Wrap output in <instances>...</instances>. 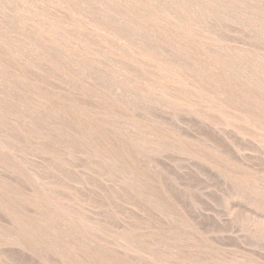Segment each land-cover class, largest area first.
Segmentation results:
<instances>
[{
    "label": "bare ground",
    "instance_id": "1",
    "mask_svg": "<svg viewBox=\"0 0 264 264\" xmlns=\"http://www.w3.org/2000/svg\"><path fill=\"white\" fill-rule=\"evenodd\" d=\"M233 29L235 30L233 34L237 32L242 37H239L240 41L237 38V43L229 42L224 35L220 37L221 33L226 34L228 30H231V33ZM32 69L40 74L31 72ZM53 82L57 83L52 84ZM82 97H85L86 101L80 99ZM157 115L167 116L173 121L178 117L182 118V122L184 118L185 121L192 119L195 125L205 127L227 140L239 156L236 157L239 161L233 160L234 158L227 159L228 155L225 158L221 154L223 152L214 146L215 143L214 145L206 141L198 143L196 139L194 141L193 138L189 137V139L185 136L186 132L183 136V133L176 132L175 127L169 126L170 120H167L170 121L169 123L166 121L167 124L165 121L162 122L160 116V119L157 118ZM165 125L170 128H166ZM120 136L126 137L131 143H127L128 140L123 142V137L121 140ZM242 145L246 146L245 148L249 147L251 152L257 150L264 153V0H0V169L11 173V176L17 175L23 178L24 175L26 182L28 181L30 187L35 189L32 195L25 196L24 193L19 194L14 192L15 190L7 189V184L4 187L2 185L4 181H0V208L12 221L11 227L6 228L7 235L2 233L4 229H1L0 236L3 237L4 234L6 239L3 245L8 241L7 238H15L9 240L10 243L17 240L21 246L30 247L36 242L40 245L41 239L38 235L54 238L53 233L50 235L44 231L46 225L53 222L54 225L49 227L52 226V231L59 234L60 229L51 217L55 215L52 214L53 208L57 210L54 206L61 204L56 197V193H59L58 189L67 188L66 180L71 182L69 175L70 180H65L63 177V174H66L65 170L69 168L64 159H72L73 156L76 157L75 160L83 162L81 168L84 169V173L91 169L90 171L93 172L91 180L93 178L94 181H99L107 178L117 186L127 188L134 193L133 196H137L135 198L139 197L140 202L144 200L147 203L153 215L162 216V220H166L175 227L174 235L171 234V237L168 235L167 238L165 234L163 236L158 232H149L147 236L151 240L147 242L145 248L160 242L161 245L165 244L162 242H167L171 246V242L181 240L178 236L179 232H185L186 237L184 236L182 240L185 238L187 240V233L193 230L191 225L188 226L189 224L186 223L187 220L185 222V219L173 213L171 208L161 204L162 202L157 200L158 197L151 201L149 191L147 193L142 187L140 188L146 183V179L138 159L145 160V166L149 167L152 156L167 150H173L191 160L197 159L200 165H205L208 171L219 176L223 185L230 190L227 196L228 204L230 199H238L256 212H262V215L264 213V177L255 175L254 167L250 168L253 173L250 171L247 165L248 159H245L248 158V153L244 154L247 157H243L245 148H242ZM29 155L43 158L41 166H38L43 171L38 172L31 167L32 163L29 158L27 160ZM258 155L261 156L259 153ZM253 161L256 162V160ZM28 162L31 164L29 165ZM260 163L262 164V161ZM154 165L156 166L153 163L152 167ZM156 168L153 169L159 170V167L156 166ZM60 175L64 180L62 179L63 182L60 180L58 186V183L55 184L54 181L58 182ZM3 176L6 179L5 175ZM166 179H164L165 183ZM148 187L150 189V186ZM125 191L127 192L126 189ZM9 198L22 204L34 205V209L35 205L39 207L40 201H43V206L45 203L49 204L46 205L47 207L52 205V209L50 208L52 212L46 215L44 206L45 217L42 216V221L38 218L39 223L37 219H32L35 224L37 222L33 225L32 220L30 222L16 217L17 212L14 216L15 206L7 200ZM170 199L173 200L171 196ZM64 200L66 203V199ZM73 204L76 205V203ZM38 207L37 209H41ZM69 209L70 207L62 213L57 211L55 213L69 221L72 219V210ZM105 214L103 213V216ZM36 217H38L37 214ZM47 218L50 221H44ZM156 218L159 220V217ZM246 219L249 221L248 218ZM136 220H138L137 217ZM254 220L258 221L259 218L257 220L252 217L253 222ZM79 221H83V227L81 225L73 227L77 234L89 229L86 227V221L85 223L83 219ZM140 221L142 224V220ZM260 221L261 219L256 224L252 222V231H255L253 235L259 234L256 232L262 229V226L259 227L262 223ZM88 222L91 224L90 228L96 231L102 232L105 228L103 224L93 223L92 226V223ZM4 224H6L5 220ZM133 224L136 223L133 222ZM149 224L150 222L148 227H150ZM245 226L249 228L250 223ZM112 229L108 230L111 232L115 230ZM168 230L170 229L167 228V232ZM245 230L243 231L246 232ZM106 231L107 228L105 233ZM116 231L107 236L118 246L119 251L123 250V253L119 255L126 256L129 252L131 257L133 253H136L133 256L137 257L138 253L144 255L148 253V251L145 252L144 246L143 248L141 246L142 250L138 249L139 246L135 247L143 241L139 238L140 234L135 237L137 235L132 230L134 236L130 232L119 234ZM144 233L146 236V232ZM103 239H106L107 243L110 242L105 237ZM137 239L138 244H136ZM45 243L43 241L42 244ZM113 243L111 246H114ZM143 243L145 241L142 245ZM51 244H47L48 247L45 245L48 250L56 248L51 247ZM180 244L177 242V245L180 246ZM78 245L80 244L77 243V246L73 247H81L82 250L85 246ZM183 248H185L184 245ZM202 248L215 252L211 249L212 246L210 248L205 245ZM105 249L103 253H106ZM94 250L93 252L96 253L100 249L96 247V252ZM76 253H73L74 256ZM82 253L77 254L82 256ZM1 254L0 258L1 256L4 258ZM93 254L87 255L90 257L88 260L94 257L93 261H89L90 263L95 259L102 263V257H104L102 264H115L118 261L111 259L112 261L105 263L107 253L106 256L101 255V257L99 253L98 256ZM149 254L150 262L145 258L147 264L148 262L149 264H167V262L163 263L164 258L161 260V257L154 256L153 252L150 256ZM233 254L229 264L233 262L255 264L251 259L245 261L239 259L236 255L238 253H235L236 256ZM109 256L108 259L112 258ZM55 257H51V260L54 261ZM131 257L128 258L131 260ZM181 260L183 263L191 262L190 259ZM204 260H206L205 257L202 261ZM226 262L228 263L227 260Z\"/></svg>",
    "mask_w": 264,
    "mask_h": 264
},
{
    "label": "rangeland",
    "instance_id": "2",
    "mask_svg": "<svg viewBox=\"0 0 264 264\" xmlns=\"http://www.w3.org/2000/svg\"><path fill=\"white\" fill-rule=\"evenodd\" d=\"M230 31L231 30H228L227 32H229V33L226 32V34L225 33H223V34L221 33V36L220 37H222L224 35L225 38L226 39H229V42H231V43L232 42H234V43L236 42L237 43V40L238 39H239V41L241 40L242 37H241V35L239 33L235 32V34H233L234 31H235L234 29L232 30L231 33H230ZM219 33L220 32H218V34ZM239 37H241V38H239ZM30 71L31 72H36L38 75L40 74L35 69L34 70L32 69ZM56 83L57 82H53L52 84H56ZM80 99H82L84 101L85 100V97H82ZM159 116L161 117L162 122L163 121L166 122L167 120H170L169 117L162 116V115H157V118ZM160 117H159V119H160ZM146 118H147V116H146ZM147 119L149 120V117ZM170 121H169L170 123L167 121L169 123V126L171 125L170 127H172V128L175 127V129L177 130L176 132L183 133V136H184V133L186 132L187 134L189 133V135L186 134L185 136H187L188 138L189 137L193 138L194 141L196 139L197 140L196 142H198V143L201 142V141H206V142H209L210 144H213V145L215 143L214 146H216L218 149H220L221 150L220 152H223L221 154H223L225 156V158H226L227 155H228L227 156V159L234 158L233 160H235L236 157H239V156L236 155V153L233 150V147L230 145V143H228L227 140H225L221 136L219 137V135L211 132L209 129H207L205 127L198 126L197 124L195 125V123L193 122L192 119H191L192 122L190 120L187 121V119H186L187 124H185L186 121H185V118H184L183 119V122L185 121L184 122L185 125L182 124L183 123L182 122V118H179V117L176 120H174V121L173 120H170ZM188 123H190L192 125H190ZM169 126L168 127L166 126V128H170ZM179 127H180V129H179ZM190 127H191V129H190ZM183 128H184V130H182ZM108 130H109V128H108ZM166 130H168V129H166ZM109 134H110V132H109ZM116 135H119V134H116ZM110 137H112V136H110ZM121 137H123V140H122ZM120 138H121V140L123 142H126L128 140L127 143H131V141H129V139H127L124 136H120ZM220 138H222V139H220ZM217 141L219 142V144H218ZM223 141H224V144H223ZM241 147L242 148L243 147L245 148L246 146H243L242 145ZM223 148H224V150H223ZM249 151H250V149H249V147H247V148L244 149L243 154H242V155H244V154L247 155V153H248V158H245V159L246 160L248 159L247 165L249 166V169L252 168V167H254L253 171L255 172V175L261 176V177L263 176L264 177V167H263L264 166L263 165L264 164V157H263V154L264 153L262 154V152H257V150L255 152H251V151L249 152ZM170 152H171V154H170ZM233 153H235V154L232 157ZM258 153L261 154V156L258 155ZM246 155H244L243 157H245ZM250 155L251 156L253 155V156L250 157ZM255 156H256V158H258V159L260 158V159L259 160L256 159ZM28 158H29V161L32 163L31 164V163L28 162L29 165L31 164V167L34 168L35 171H38V172L43 171V169L38 168V166L39 167L41 166V161L43 160L42 157H38V156L35 157L34 155H32V156L29 155V157L27 156V160H28ZM74 158L76 159L75 156H73L72 159L71 158L70 159L69 158H65L64 159L65 164L69 168H68V170L67 169L65 170L66 171V174H63V177L66 180V179H69L68 178V175H69V177L71 178V182L68 181V180H66L67 181V185H66L67 188H65V187L62 188L61 187L60 189H58L57 192H59V193H56V197H58L57 198L59 200L58 202H61V204L58 203V206H54L57 209V210H55L53 208L54 212L51 211L52 205L47 207L46 205H49V204H47L45 202H44L45 203V205H44L45 206V210H44V206L42 205V202L43 201L42 202L40 201L41 204L39 205V207H41V209H42L41 210V209H37V207H38L37 205H35V209H34V205L31 206V205H28V204L26 205L24 203L22 204L21 202H17L13 198H9L12 201L9 200V199H7L9 202H12L14 204V206H15L13 208L14 211H15L14 216L18 213V216L16 215V217L21 218V219L24 218V220H26V221L29 220L31 222L32 219H37L38 220V223H39L40 221L43 220V217H45V214L47 215L50 212H52V214L54 213L55 215H53V217H51V216L50 217L52 218V220L55 221V225H57L58 228L60 229V232L58 231L59 234H57L56 232L52 231V226H50L51 228L49 227V225H54V222H53V224L52 223H49L48 225H46V227H45L46 230H44V231H46L50 235L53 233L52 234V237L54 235L55 240H53L54 238L53 239L52 238L50 239V236H48L49 239L47 238V236L45 238V236L41 234V235H38V236H40V239H41V241L39 242V243H41L40 245L36 242V243H32L30 247H28L26 245L25 246H21V245H19V243H18L17 240L16 241H12L10 243V241L11 240H14L15 238L14 239L13 238L12 239H8L7 238L8 241H6V243L8 242L9 245H8V243L7 244L5 243V245H3V241L6 240V239H4V237H5V235H7V233H5L6 228H10L11 227L12 221L10 220L9 216H7L3 212V210L0 208V232H2L1 229H4L2 233L5 234V235L3 234V237L0 236L1 237L0 238V241L3 238L2 242H0V254L3 253V251H4V253L1 254V255H4V258L2 256L0 258L1 264H24V263L25 264H28L30 260L31 261H30L29 264H37V263L38 264H87V263L88 264H93V263L96 264L95 262H97V264H99V263L102 264L103 261H104V257H102L103 258V260H101L102 263L101 262H98L96 259H95L96 261L94 260V262L90 263L91 261H93L92 259H94V257L91 260H88L90 257H88L87 255L89 254V256H90V254H93L94 253L93 252L94 248H95L94 251L96 252V247L99 248L100 250H101V248L105 249V247H106V249L104 250V252L106 251L107 254L111 250L110 253L112 255L110 253L108 255L106 253H103V249L101 250L102 253H101L100 250L97 251L99 253V256L100 257H101V255L102 256H104L105 254L107 255V256L105 255L106 256V259H107V260H105V263H108L111 259H117L119 262L117 261V263L115 262V264H118V263L119 264H147V260L146 259H148V261L150 262V260L148 258V254L150 252V254H149V256H150L151 253L153 252V254H155L154 256H158V258L161 257V260L164 258L163 259V263L167 262V264H168V262H170V264H172V263L176 264L177 263L176 261H178L177 264H180V263H182V264H223V261H224V264H226L227 263L226 260L228 261L227 264H229V262L231 261L230 260V257H232L231 256L232 253H234L233 256L235 255V253H238L236 255L239 257V259H243L244 261L251 259V261H253L255 264L256 263L257 264L258 263L259 264H264V238H263L264 237V213L261 215L262 212L261 213L259 212L260 213V215H259V213L255 211V209H253L252 207H250L247 204L246 205L243 204L238 199H236V200H231L230 199L229 200V204H228L227 196L229 195L230 190H228V188H226L223 185L222 180H221V178L219 176H217L213 172L208 171V168L205 165L204 166H203V164L200 165L199 164L200 162L199 161L197 162V159H192L191 160V159H188L187 157L185 158L184 155L181 156V154H179L177 152L175 153V151L173 152V150H171V151L170 150H167V151H164V152H161V153H159L157 155L152 156V158H151L152 161L150 160L149 167H152V164L155 163L156 166L159 167L158 168L159 170H156L157 168H156L155 165L151 169H149L148 166H145L146 165V161L145 160H143L142 158L138 159L139 162H140V163L139 162L138 163L143 168V169H141V171L144 170V171H142V174H143V176L146 179L145 180L146 181V183H145L146 185L144 184V185L140 186V188L142 187L144 190H146V192L149 191V193L148 192L147 193L149 194V196H151V198H152V199L150 198L151 201L153 200V198H157L158 197L159 199L157 198V200L160 203L162 202L161 204L167 205L169 208H171V210H172L173 213L174 212L177 213L179 216H181V218H183V220L185 219L184 220L185 222L187 220L186 223L189 224L188 226L191 225L190 227L193 228V230H190V231L188 230L189 231V232L187 231L188 233L186 232L187 233V240H185L186 238L184 240H182L184 238V236H185V232H182L181 231V232L178 233L179 234L178 236L181 239V240L180 239L179 240L182 241L181 244H180V241H176L175 240V241L171 242V246H169L170 243L167 244V242H162V244L163 243H165V244L164 245H161V242H160L159 244H157L155 246H151L150 245V247L148 246L147 248H145L147 246L146 244H148L147 242L151 240L150 238L148 239V236L150 234L149 232H151V231L152 232L153 231L154 232H158V233H161V235H163V236L166 235V238H167V237H169L168 235H170V237L172 235H174V232L175 231L173 229H175V227L173 225H170L166 220H162L163 219L162 216H159L157 214L156 215H153L154 213H152V211H150V208L148 207L147 203L144 200H142V202H140L141 200L139 199V197H138V199L135 198L137 196H133L134 193H132L127 188H125L123 186L120 187V185L117 186L116 184H114L111 181H109L107 178H102L99 181H94L93 178L91 180L90 177H92V175H93V172L90 171L91 169H89L90 172L89 171H86V173H84V169L81 168L83 166V162L78 161V160H75ZM185 159H187V160H185ZM73 160H75V161H73ZM175 160H176V162L177 161L178 162L176 163ZM253 160H256V162L253 161ZM260 160L262 161V164L260 163L261 162ZM38 161H39L40 164L38 163ZM70 161H71V163H70ZM236 161H239V158H237ZM251 161H253V162H251ZM151 162H153V163L151 164ZM248 162H251V163H248ZM161 163H162V165H161ZM71 164L74 165V166H72ZM78 164H79V166H78ZM198 165L200 167H198ZM75 166H76V168H74ZM160 167L163 168V170ZM203 167H204V169H203ZM205 167H206V169H205ZM153 168H156V169L154 170ZM256 169H258V170H256ZM262 169H263V172H262ZM250 171H252V169H250ZM253 171H252V173H253ZM258 171H260V173ZM4 172H6V171H2L0 169V174L3 173L1 175V177H0V179H1L0 181H2V182L4 181L2 183V185H4V187L7 184V186H6L7 189H10L11 191H14L15 190L14 192H17L19 194H23L24 193L25 196L32 195V192L35 191V189L32 188V187H30L31 185L29 183H27L28 181L26 182V180H25L26 178L24 179V175H23V178H21V176H17L16 175V177H15V175L11 176L12 175L11 173L9 174L8 172H6V174H5ZM153 172H154V174H153ZM256 172H258V173H256ZM146 173H147V175H146ZM155 174H157V175H155ZM159 174H160V176H159ZM3 175H5L6 179H4V176ZM65 175H67V176H65ZM164 175L167 177V179H166V177ZM61 177L62 176L60 175L58 182L57 181H54L55 184L58 183V186H59V181L60 180L62 181V179L64 180V178H61ZM148 178H150V179H148ZM57 179H58V177H57ZM164 179H166V183H165V180ZM162 180H163V182H162ZM83 181H84L85 184L82 183ZM162 183H163V185H162ZM167 183H169V184H167ZM0 184H1V182H0ZM87 184H88V186H87ZM96 184H98V187H96ZM101 184H103V185H101ZM91 185H92V188H91ZM148 186H150V189L151 190L149 189ZM177 186H178V188H177ZM86 187H87V189H86ZM106 188H108L107 191H106ZM173 188H174V191H173ZM92 189H93V191H92ZM125 189L127 190L128 193L125 191ZM154 189H156V190H154ZM185 189H187V191ZM111 190H112V192H111ZM117 190H118V192L120 193L121 196L119 195V193L117 192ZM157 191H158V194H156ZM179 192H180V194H179ZM126 193H127V195H126ZM174 193H177V194H174ZM184 193H186V195ZM225 193H226V195H225ZM128 194H129V196H128ZM130 194H132V195H130ZM183 195H184V197H183ZM221 195H222V197H221ZM170 196H171V198H173V200L170 199ZM61 197H62V199H61ZM87 197H88V199H87ZM121 197H123V198H121ZM124 197L126 199H124ZM4 198L6 200V197H4ZM223 198H224V200H223ZM64 199H66V203H65V200ZM70 199H71V201H70ZM132 199L133 200L135 199L134 202H133ZM239 199H242V198H239ZM5 200H4V202H5ZM72 200L75 201V202L73 201V203H76V205L73 204V203L71 205ZM125 200H126V202H125ZM226 200H227V203H225ZM114 202H116V203H114ZM77 203H79V204L77 205ZM105 203H107L108 206L105 205ZM173 203L176 204V205H174ZM36 204H38V202H36ZM87 204H88V206H87ZM64 205H67V206H65V207H67V209L64 207ZM89 205H91V206H89ZM113 205H115L114 206L115 209H114ZM62 206H63V208H62ZM145 206H146V208H145ZM69 207L72 210L71 211L72 213L70 211H68V212L71 213L72 219L69 220V221H66V219L63 218L62 215L57 214V213H60V212L62 213L63 211L68 210ZM84 207H85V209H84ZM105 208H106V210H105ZM142 208H143V210H142ZM62 209H64V210H62ZM79 209L80 210L82 209L81 212H80ZM43 210H44V212L45 211H47V212H45V214H43ZM229 210H231V211H229ZM248 210H249V212H248ZM56 211H57V213H55ZM35 212H37L36 214H37L38 217H36ZM254 212H256V214ZM103 213L104 214L106 213L105 214L106 216L105 215L103 216ZM33 214H35V216H33ZM40 214H42V215H40ZM129 214H131V216ZM138 214H140L141 216L138 215ZM133 215L136 216L138 220H136V217H134ZM25 216L27 218H25ZM249 216H250V218H249ZM78 217H81V218H78ZM151 217H153L154 219L151 218ZM156 217H159V220ZM252 217L255 218V219H257V220L259 218V220L261 219L260 222H262L261 225H259V227L262 226L261 227L262 228L261 230L263 232L261 230L260 231H257L256 234L259 233L257 235H255V234L253 235V233H255V231L254 232L252 231V229H253L252 228V222H253L252 221ZM38 218L40 219V221H39ZM246 218H248L249 221H247ZM77 219H79V220H82L83 219L84 220V223L86 221V223H85L86 224V227L89 228V229H86L85 230L86 232H84V231L82 232L85 236H83L82 233L77 234L78 232H75L73 230V227H75V226L76 227H79L81 225L83 227V223H82L83 221L81 222V221H79ZM145 219H146V221H148V223L150 222V224H149L150 227H148V223H145L146 222ZM4 220H5V223L6 224H4ZM46 220H49V218L44 219V221H46ZM140 220H142V224H141V221ZM241 220H242V223H245V224H242L241 223ZM245 220H246V222H243ZM32 221H33L32 222L33 225H36L37 224V222L35 224L34 220H32ZM88 221H90L92 223V226L94 224L98 225L99 223L101 225L103 224V226L105 225V228L102 231L103 233L101 231H98L97 230L98 231L97 232L96 230L91 229L90 228V225L91 224ZM117 221H119V222H117ZM258 221L254 220L253 223L256 224ZM133 222L136 223L137 225L136 224L134 225ZM164 222H165V224H164ZM60 223H61V225H60ZM110 223H112V224H110ZM249 223H250V227L248 228L245 225L246 224L249 225ZM132 224L134 226H132ZM238 224H240L241 228H239L240 226H238ZM258 224H260V223H258ZM62 225H64V227H62ZM151 225H152L153 228L151 227ZM166 225L168 227H166ZM110 226H111V228L115 229V230L112 229L113 231H116L117 230L116 232L117 233L119 232V234H123V233H126V232H130L131 235H132L135 232V234L137 235L135 237H138V235L140 234L141 236L139 235L140 236L139 238L141 240H143V241L140 242V239H139V242H140L139 243L140 245H139L138 244V239H137V241H136L137 243L135 241H134V243H136L138 245H135V244H133V245H135V247H138L139 246L140 247V248L138 247L139 250H142V248L144 246L145 252L148 251V253L146 252L147 253L146 254L144 251H143V253H145V255H147V257H144L145 255L144 254H141V253H138L137 254V257L136 256H133V255L136 254V253H133V255L131 257V255H130L131 253L129 254V252L126 253V256L124 254L119 255L120 253H123V250H120L119 251L118 250V246L110 240V237H108L113 232V231L111 232L110 230H108V229H111ZM122 226H125V227H122ZM136 226H137V228H136ZM146 226H147V228H146ZM237 226H238L239 229L237 228ZM48 227H49V229H48ZM140 227H144V228H140ZM164 227H166V228H164ZM106 228H107V231L105 233ZM167 228L170 229V230H168V232H167ZM242 228H243V230L246 229L245 230L246 232H244L243 230H241ZM164 229H165V231H164ZM194 229H195V231H194ZM249 229H251L250 230L251 235H252L251 236V239H250V236H249L250 235ZM131 230H132L133 233L131 232ZM144 232H146V236L148 234L147 237L145 236V233ZM55 233H56L57 238L55 236ZM86 233H87V235H86ZM239 233H241V234H239ZM98 234H99V236H98ZM188 234H190V236L192 234L193 237L192 236H191L192 238L190 236L188 237ZM81 235H82L83 239H82ZM133 236H134V234H133ZM8 237H10V235H8ZM70 237H71V239H70ZM84 237H86L85 240H84ZM104 237L107 238L110 242H112L114 244V246L113 245L111 246L112 243L110 244V242L109 243L105 242L106 239H103ZM142 237H144V239H146L147 241L144 240V239H142ZM244 237H245V239H244ZM252 237H253V239H252ZM42 238H45L46 241H45V239L42 240ZM61 238H62L63 241L61 240ZM261 238H262V240H261ZM68 239H70L71 241L68 240ZM43 241H44V243L47 242L48 245L51 244V243H53L54 245L51 244V247H56V248H50L48 250V248H47L48 245L46 243L45 244H42ZM74 241H75V243H74ZM144 241H145V243H143V245H142V242H144ZM60 242L61 243H64V244L61 245ZM177 242H178V244H180L181 247L179 245H177ZM72 243H73V245H72ZM77 243L80 244L78 246H82V247L84 245L85 246L87 245V246L86 247L84 246V248H82V250H81V247H79V248L78 247H75L76 248L75 249L73 246H77ZM92 243H93V245H92ZM90 244H91V246H90ZM16 245H18V246H16ZM97 245H99V246H97ZM183 245H184L185 248H183ZM205 245H208L210 248L212 246L211 249H214L215 252H212L210 249H206L205 250V248H202ZM141 246H142V248H141ZM194 246H195V248H194ZM2 249H3V251H2ZM36 249H37V251H36ZM91 249H93V250L91 251ZM176 249H177V251H176ZM197 250H199V251L197 252ZM79 251L81 253L84 251L82 253V256H81V254L80 255L77 254V253H80ZM85 251H87V253L88 252L89 253L87 254ZM97 252L94 253L93 255L95 256L97 254V256H98V253ZM34 253H36L35 256H34ZM73 253L74 254L76 253V256L77 257L74 256ZM171 253H172V256H171ZM187 253L189 254V256H187L188 255ZM32 254H33V256H32ZM83 254H86V256L88 258L85 255L83 256ZM164 254L166 255L165 257H164ZM47 255H49L50 259H49V257ZM128 255H130V256H128ZM140 255H141V257H140ZM55 256L57 257V260H55L56 259ZM108 256L109 257H112V258H109L108 259L107 258ZM142 256L144 258H142ZM190 256H191V258H190ZM51 257H55V258H53L54 261L51 260L52 259ZM100 257H99V261L101 259ZM128 257L129 258L131 257L132 259L130 260ZM178 257L181 258V259L184 258V260L186 259V261H188L190 259L191 262L189 261V262L183 263L182 260L179 259ZM204 257H205L206 260H204V262H203L202 259H204ZM210 257H212V259ZM221 257H222V259H221ZM226 257H229V259H226ZM2 258L4 259V262H3V259ZM80 258H81V260H80ZM33 259H34V261H33ZM85 259L87 261H85ZM177 259H179V260H177ZM50 260L53 263H51ZM139 260L141 261V263H140ZM48 261H49V263H48ZM57 261H58V263H57ZM113 262H114V260H113ZM149 262H148V264H149ZM230 264H235V263L233 262V263H230Z\"/></svg>",
    "mask_w": 264,
    "mask_h": 264
}]
</instances>
